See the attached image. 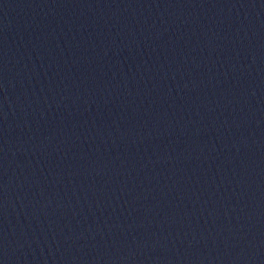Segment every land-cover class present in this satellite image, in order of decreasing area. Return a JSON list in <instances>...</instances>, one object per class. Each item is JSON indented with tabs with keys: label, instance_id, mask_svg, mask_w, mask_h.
I'll return each mask as SVG.
<instances>
[{
	"label": "water",
	"instance_id": "obj_1",
	"mask_svg": "<svg viewBox=\"0 0 264 264\" xmlns=\"http://www.w3.org/2000/svg\"><path fill=\"white\" fill-rule=\"evenodd\" d=\"M0 264H264V0H0Z\"/></svg>",
	"mask_w": 264,
	"mask_h": 264
}]
</instances>
